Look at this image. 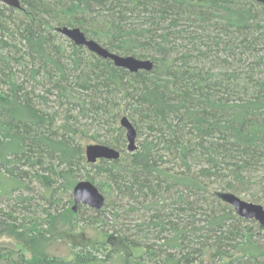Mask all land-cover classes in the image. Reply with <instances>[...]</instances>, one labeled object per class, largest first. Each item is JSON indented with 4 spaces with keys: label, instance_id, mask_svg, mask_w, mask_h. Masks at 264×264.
Here are the masks:
<instances>
[{
    "label": "trees",
    "instance_id": "obj_1",
    "mask_svg": "<svg viewBox=\"0 0 264 264\" xmlns=\"http://www.w3.org/2000/svg\"><path fill=\"white\" fill-rule=\"evenodd\" d=\"M19 3H0V238L31 256L0 244V264L119 257L124 264H264V229L218 197L243 195L264 206V5ZM59 27L78 28L119 56L150 60L152 70L116 68ZM123 117L135 129L133 153L125 151ZM87 145L120 157L87 164ZM87 167L102 181L81 175ZM81 181L111 200L88 220L105 239L73 246L72 259L51 256L40 241L58 236L56 223L69 211L63 199L72 204ZM104 208L114 225L101 217Z\"/></svg>",
    "mask_w": 264,
    "mask_h": 264
},
{
    "label": "water",
    "instance_id": "obj_2",
    "mask_svg": "<svg viewBox=\"0 0 264 264\" xmlns=\"http://www.w3.org/2000/svg\"><path fill=\"white\" fill-rule=\"evenodd\" d=\"M253 1L264 5V0ZM0 3L10 8H20L19 0H0ZM56 32L75 46H81L95 56L111 61L116 68L124 69L130 73L149 72L152 70L153 65L150 60H140L131 56L123 57L111 53L96 42L88 40L78 28L59 27L56 28ZM119 125L125 132L126 151L127 153H133L136 150L135 129L125 117L120 119ZM84 156L87 164H96L101 160L116 161L119 159L120 153L113 148L102 145H87L84 148ZM218 197L223 203L231 206L239 218L253 220L258 223L260 228L264 229V208L261 205L243 201L230 193H219ZM72 204L74 212L79 205L92 210H100L104 206V197L90 182L81 181L72 189Z\"/></svg>",
    "mask_w": 264,
    "mask_h": 264
},
{
    "label": "rangeland",
    "instance_id": "obj_3",
    "mask_svg": "<svg viewBox=\"0 0 264 264\" xmlns=\"http://www.w3.org/2000/svg\"><path fill=\"white\" fill-rule=\"evenodd\" d=\"M137 141L138 140L136 139L135 140L136 146L138 145ZM126 146H127V142L125 144V151H126ZM80 174L93 177L98 182L102 181V178L96 174L95 169H92L90 167L85 168L83 172H80ZM239 198L242 199L243 201L249 202V199L247 197H244L243 195H241ZM70 199L72 201V196H70ZM110 201L111 200L105 201L104 203L105 208L110 207L109 206ZM258 204L263 206L261 202ZM63 205H64L63 208L68 207L69 211H67V214L69 215L65 214L66 217H61L58 220V223H56L57 231H54L55 232L54 235L56 236V234H58V236L57 237H52V236L43 237L44 240L40 241L39 249H43V252L51 256L60 257L63 259H72L73 252L71 251V249L73 246H75V248H78V249L83 248L85 246L90 247L94 244L103 242L105 239V236L97 229L95 225H90L88 223L89 218L91 219L94 216V212L92 209L79 205L76 208L75 212L72 210L73 215H71L70 212L73 207V204L71 203L68 204V198L64 197ZM105 208H104L105 212L101 217L106 223L112 222V217ZM74 215L77 216L76 218L78 219V222H75V217H73ZM114 223L117 224L118 222L115 221ZM68 224H70L71 226H68ZM113 225H109V226H113ZM250 226L255 227L254 229H256L257 226L259 225L258 223L252 220V223L250 224ZM107 230L109 229L107 228ZM0 244L9 245L15 249H24L26 256L27 257L31 256L30 255L31 252H28V250L25 249L24 246H22L19 242L15 241L12 238L2 237L0 238ZM97 256H99V254H97ZM104 264H124V263H123V259H120L119 257L117 262L116 261L111 262V263L106 262Z\"/></svg>",
    "mask_w": 264,
    "mask_h": 264
}]
</instances>
